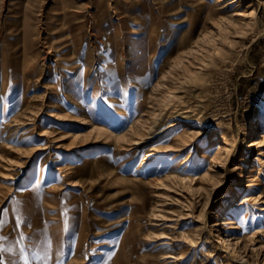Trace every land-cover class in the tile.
I'll return each mask as SVG.
<instances>
[{
  "label": "rangeland",
  "instance_id": "374dc122",
  "mask_svg": "<svg viewBox=\"0 0 264 264\" xmlns=\"http://www.w3.org/2000/svg\"><path fill=\"white\" fill-rule=\"evenodd\" d=\"M228 1L0 0V264L232 263L217 250L225 231L216 213L239 200L217 202L234 174L208 206L195 191L222 178L217 160L199 166L219 146L232 150L231 170L245 155L244 171L260 166L247 134L230 146L220 137L264 124V0L239 1L257 16L245 20L217 10ZM70 42L91 58L87 88L76 83L85 53ZM14 97L27 105L12 107ZM154 117L162 120L152 128ZM174 141L181 150L168 151ZM152 146L159 151L138 174ZM178 152L197 168L176 171ZM184 173L207 177L193 191L170 178ZM194 228L212 243L195 258L184 243ZM247 258L264 264L252 247Z\"/></svg>",
  "mask_w": 264,
  "mask_h": 264
},
{
  "label": "bare ground",
  "instance_id": "6f19581e",
  "mask_svg": "<svg viewBox=\"0 0 264 264\" xmlns=\"http://www.w3.org/2000/svg\"><path fill=\"white\" fill-rule=\"evenodd\" d=\"M222 1V0H219ZM240 0H229L227 6L219 7L217 10H227L226 13L231 14L232 17L240 18L241 20L245 19H257L256 14L252 10H237V4ZM223 8V9H222ZM101 23V22H100ZM111 23V22H110ZM103 24V22H102ZM101 24V25H102ZM100 25V26H101ZM112 25V24H111ZM136 37H133V39L130 40V55L134 58V62L136 61L137 65H140L139 62H141V65L143 64V58L141 55H139L138 47H140L141 44L139 40L135 39ZM214 44H216V41H212ZM69 51L73 52V54H80L85 53L84 58H81L76 62V67L80 70L79 75L77 76V81L83 83V87L87 88L90 86L87 81L88 77L92 72V63L90 56L87 55V52L83 51L81 47H75L71 42L68 44ZM141 50V49H139ZM72 57V56H71ZM135 64V65H136ZM134 65V66H135ZM137 68V67H136ZM138 69V73H139ZM112 73H115V71H112ZM23 74V72L21 73ZM23 77V76H21ZM134 77V76H133ZM23 79V78H22ZM132 79V77H131ZM139 79V78H138ZM134 82V81H132ZM139 81L136 80V83L133 85L134 87L139 86ZM78 85V84H76ZM25 94V91L24 93ZM25 96V95H24ZM146 98V97H144ZM146 100L142 99L141 97H138L137 104L143 110L146 108ZM18 103V104H17ZM26 101H22V103L17 102L16 97L12 99V107L21 108L26 106ZM57 119L59 121L63 119H68L66 114H63V112L57 113ZM160 119H157L154 117V124L152 128L158 127L161 125ZM89 121L86 118H81L79 124H87ZM170 126H173V124H170ZM158 131V130H157ZM155 131V132H157ZM68 133H65V135H71V136H79L81 135L80 132H76L77 134H74L75 131L69 130L66 131ZM163 131H158L157 134L162 133ZM47 133L44 130V133L41 134V136H45ZM249 137V140L247 141V152L255 151L257 150L258 157L256 159L259 160L260 166H264V124L262 126L258 124H251L250 127L247 129L240 127L239 132L237 134H234L233 138L226 135H221V142L224 144H227L230 146L232 142H234L236 145L241 143L243 136L246 135ZM150 138V136H149ZM233 140V141H232ZM144 141L142 139L136 140L134 142L135 145H142ZM49 148L43 147V148H36V152H39L40 150H45ZM168 151H179L181 150L180 145L178 142L174 141L173 145L171 144V147L167 149ZM166 150V151H167ZM159 149L156 146H152L149 149V152L144 157L143 161L140 163V166L138 167V174H144V171L147 169V167L150 164V161L155 157ZM222 152H224V147L219 146L218 151L216 154H202V159L199 161L200 168L204 166V162L208 159H211L212 161L217 160L216 167L224 169V172L222 173V178L217 180L216 183H213L211 186V189H207V193L202 192L200 189H198L197 193L200 194V197L202 195L205 196V199L207 200L206 206L209 205V202L212 198V196L220 189L223 190L225 184L227 183L228 175L234 174V179H232L230 182L232 185H230L229 191L226 194H222L221 198L217 202H221V204H224V201L234 197L235 199H239L234 203V206L229 205L227 208V211L223 213V209L220 210L221 213H216L217 216L220 214L223 215V225H224V231H225V239H222V243H220V246L217 250H219V254L225 256L224 254L227 253L229 256L228 260L230 264H234L237 261H242V264H257L256 262L252 261L247 258L248 257V249L252 247V250H256L258 252V255L264 252V171H262V168L260 166L254 165L250 170L244 171V167L247 162H249L248 156H241L240 159L235 163L234 168L231 170L229 167V161H231V158L233 156L232 150L228 149L227 152L228 155L225 156ZM179 156H181L178 153L172 156V158L175 160L176 167L174 165L175 170L177 171L180 168H183V170L190 171L192 168L195 167V161L190 158L186 157V159H179ZM92 159L87 157L83 163L89 164ZM180 162V163H179ZM179 163V165H178ZM59 171L62 172V168L59 167ZM196 171V170H195ZM209 174V173H208ZM210 176V174L208 175ZM207 177L206 175H199V174H191V173H184V175H172L170 178H172L173 182L175 184L184 185L186 188L193 189L194 187L192 184H197L198 181H200L202 178ZM5 180L8 179H14V176L11 173L6 172L4 176ZM207 188V187H206ZM171 190H174L171 188ZM205 193V194H204ZM230 195V196H229ZM253 204L259 205L258 210L255 211L253 209ZM189 233L186 235L187 241H184V243L191 242L189 249L194 252V258L197 256V251L201 247L212 246V243H209V241L201 242L202 238V232L199 229H188ZM259 238L262 239V241L259 240ZM160 240L165 239H172V236L168 234H163L160 238ZM182 241V239L180 240ZM252 241V242H251ZM183 242V241H182ZM219 242V241H218ZM251 242V243H250ZM260 242V243H258ZM224 243V244H223ZM261 244V245H259ZM189 245V243H188ZM251 245V246H250ZM214 248V247H213ZM244 255V256H243ZM243 257V258H242ZM165 259H174L177 258L175 255L169 254L164 257ZM244 261H243V260Z\"/></svg>",
  "mask_w": 264,
  "mask_h": 264
}]
</instances>
